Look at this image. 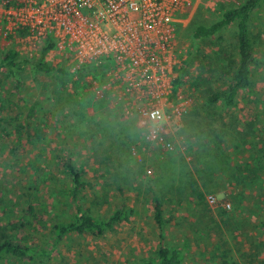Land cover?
Instances as JSON below:
<instances>
[{
	"label": "rangeland",
	"instance_id": "obj_1",
	"mask_svg": "<svg viewBox=\"0 0 264 264\" xmlns=\"http://www.w3.org/2000/svg\"><path fill=\"white\" fill-rule=\"evenodd\" d=\"M244 1L194 0L191 20L179 26L183 54L173 97H190L192 105L167 127L164 145L150 141V123L97 99L88 74L67 65L66 73L45 72L32 63L0 70V243L5 234L50 250L43 259L0 264H136L157 246L156 195L172 216L167 242L187 246L181 264H264V2L250 22L252 85L234 106L210 104L208 96L224 82L226 55L237 58L236 24L193 36L197 25H211ZM11 47L18 43L0 27V60ZM44 61L63 63L52 52ZM68 158L84 169V210L108 217L125 204L133 210L127 221L103 236L57 239L54 226L75 215ZM209 194L217 204L208 203Z\"/></svg>",
	"mask_w": 264,
	"mask_h": 264
},
{
	"label": "built area",
	"instance_id": "obj_2",
	"mask_svg": "<svg viewBox=\"0 0 264 264\" xmlns=\"http://www.w3.org/2000/svg\"><path fill=\"white\" fill-rule=\"evenodd\" d=\"M194 6V0H0V27L31 58L50 41L49 52L76 72L106 62L104 73L87 75L95 97L125 118L150 123V141L164 145L167 127L191 110L190 97H173V84L183 54L179 26L191 20ZM206 198L217 204L214 194Z\"/></svg>",
	"mask_w": 264,
	"mask_h": 264
},
{
	"label": "trees",
	"instance_id": "obj_3",
	"mask_svg": "<svg viewBox=\"0 0 264 264\" xmlns=\"http://www.w3.org/2000/svg\"><path fill=\"white\" fill-rule=\"evenodd\" d=\"M263 2L264 0H245L240 5L227 9L223 13V16L211 25L199 24L195 27L193 36L195 38H202L215 35L233 23L237 26V58H234L233 55H226V63L222 66L224 82L217 89L209 92L208 102L210 104L222 101L227 106H234L237 103L238 96L252 85L256 51L250 22L253 13ZM20 33L21 35L26 34L25 31H21ZM52 47L53 43L48 41L42 47L40 56L34 59H30L29 57L20 59V53L17 48L11 47L0 60V70L7 68L13 71L15 68L32 63L36 68L45 72L56 69L59 72L66 73L67 68L64 62L55 68L52 64L44 61L46 54ZM107 66L108 64L106 62H98L82 67L79 72L98 76L104 73ZM17 127L19 131L17 140L21 141L25 137V133L23 132L24 125L19 122ZM30 136V134L27 135L28 138ZM63 165L64 171L70 178L68 196L74 207L75 215L72 221L58 223L54 226L53 234L57 239L61 240L65 235L71 233H94L103 236L107 230L114 228L118 223L127 221L130 218L133 210L125 204L116 208L108 217L94 215L87 210L85 211L81 199L85 187L83 181L84 169L77 166L71 158L66 159ZM198 195L199 198L203 197L201 192ZM152 204L154 207V219L159 230L157 246L154 252L137 258L136 264H181L184 260L187 246L186 244L169 245L165 231L172 220V216L166 215L163 202L157 195L153 197ZM261 225L264 227V218ZM49 255V249L35 248L24 244L17 238H12L5 234L2 236V242L0 243V262L8 258L20 260L27 258L43 259Z\"/></svg>",
	"mask_w": 264,
	"mask_h": 264
}]
</instances>
